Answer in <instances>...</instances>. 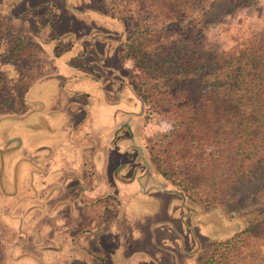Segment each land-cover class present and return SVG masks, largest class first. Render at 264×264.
Returning a JSON list of instances; mask_svg holds the SVG:
<instances>
[{
  "label": "rangeland",
  "instance_id": "rangeland-1",
  "mask_svg": "<svg viewBox=\"0 0 264 264\" xmlns=\"http://www.w3.org/2000/svg\"><path fill=\"white\" fill-rule=\"evenodd\" d=\"M22 3L0 0V111L9 114L12 96H21L18 80L33 78L25 95L29 110L0 121V264H164L156 262L162 252L154 240L167 247L183 241L187 251L171 256L203 264L212 242L243 237L254 219L264 225V188L228 212L197 197L185 202L153 171L145 144L152 136L159 141L171 123L145 113L137 89L145 77L135 83L125 68L134 75L135 67L124 60L131 42L153 49L183 36L196 43L197 34L206 47L236 54L244 40L264 34V0L229 7L223 0H191L175 9L171 2L148 12L141 0H28L24 9ZM36 5L45 9L25 17ZM197 17L203 18L198 33ZM36 31L42 42L51 38L60 51L68 48L67 57L82 44L85 56L69 67L36 44ZM22 140L30 151L21 152ZM208 151L215 153L212 145ZM70 171L93 184L84 208L74 201L78 192L64 187L60 175ZM184 171L197 178V165ZM259 247L257 263L264 264L262 239Z\"/></svg>",
  "mask_w": 264,
  "mask_h": 264
},
{
  "label": "trees",
  "instance_id": "trees-1",
  "mask_svg": "<svg viewBox=\"0 0 264 264\" xmlns=\"http://www.w3.org/2000/svg\"><path fill=\"white\" fill-rule=\"evenodd\" d=\"M190 1L141 0V4L148 12L153 4L171 7L173 2L171 9H175ZM223 1L229 7L249 0ZM202 19L197 17L192 26L197 24V33ZM113 20L126 21L124 17ZM186 38L165 41L153 49L141 41L131 42V51L124 56L125 62L135 67L134 75L125 67L135 83L145 77L136 84L145 113L171 123L157 136L159 141L155 136L148 140L145 151L151 156L153 171L185 202L197 197L207 207L220 204L228 212H237L242 207L240 198L264 188V34L244 40L236 54L206 47L198 34L196 43ZM29 69L32 73L34 67ZM2 80L0 74V84ZM32 80L29 77L24 84L18 80L21 96H12V110L9 114L0 111V121L27 111L24 95ZM211 145L215 153L208 151ZM196 165L197 178L184 171V167ZM261 239L264 241V225L258 219L251 220L243 237L212 242L213 248L202 262L258 264ZM0 243L1 247V239Z\"/></svg>",
  "mask_w": 264,
  "mask_h": 264
},
{
  "label": "crops",
  "instance_id": "crops-1",
  "mask_svg": "<svg viewBox=\"0 0 264 264\" xmlns=\"http://www.w3.org/2000/svg\"><path fill=\"white\" fill-rule=\"evenodd\" d=\"M22 2V0H15V5L16 4H19V3H21ZM24 3L26 4V3H28V0H24ZM24 3H22L21 5H23V9H24ZM39 6V7H38ZM35 8V11H33V12H30V11H28V14L29 15H25L24 14V16L25 17H29L30 16V14H33V15H36L37 13V11L36 10H38L39 8H41V9H45L43 6H41V5H36V6H34L32 9H34ZM51 9V8H50ZM54 12L55 13H58L57 12V10L56 9H54ZM53 11L51 12L52 14L54 13ZM50 12H45L44 13V16H42V20H44L45 22H47V21H49V17H48V14H49ZM63 13H65V12H63ZM62 14V13H61ZM55 15V14H54ZM62 16V15H61ZM106 16V15H105ZM33 23V19L30 17L29 18V20H28V27H31L32 25V23ZM34 23H36V25L39 23L38 21H35ZM50 23V22H49ZM40 27V26H39ZM39 27H35L36 29H39ZM45 27V26H44ZM43 27V28H44ZM33 28V27H32ZM43 32V31H42ZM36 33H37V45L38 46H40L41 47V49L42 48H48L49 49V51L51 50V56H52V58H63V60H64V62H65V64H67V65H69V67H71V64H72V61L74 60V57L75 58H77L76 56H79L80 58H82L83 59V57L85 56L84 54H85V46L83 47L82 46V44H80L79 43V45H80V47L79 46H77V45H73V46H71L70 47V49H71V52L72 51H74V53H73V57L72 56H69V57H67V55L65 54V53H63V52H65V51H68L69 49L68 48H66V49H64V50H62V51H60V48H59V41H57V42H55V41H53L51 38H49V39H44V42H42V40H40V38H39V34H41V32H39L38 33V31H36ZM35 44V45H36ZM56 48H58L57 50L59 51V53H57L58 51L56 50ZM56 51V52H55ZM58 55V56H57ZM118 55V54H117ZM78 57V58H79ZM68 58H70V60H68ZM117 58H118V56H117ZM44 64V67H46L47 66V63H46V61H45V63H43ZM74 78H75V75H72ZM76 77H79V76H77L76 75ZM70 78H68V80H69ZM29 87H30V85H29ZM72 91H73V94H75L77 91H75V90H70V91H68V93H72ZM27 93V92H26ZM26 93H25V95H26ZM72 94V95H73ZM78 94V93H77ZM25 95H24V100H25ZM71 101V100H70ZM85 102H87V101H85ZM84 102V103H85ZM26 105V104H25ZM89 107V106H88ZM27 108V107H26ZM27 110H29V109H27ZM27 112V111H26ZM20 117V116H19ZM20 148H21V152L24 150V149H27L26 147H24V145H23V140L21 141V143H20ZM37 149V148H36ZM28 150L30 151V148H28ZM74 173L75 172H72V171H70V172H63L60 176H61V178L62 179H64V181H65V183H64V187H65V189L66 190H69V189H71V190H73L74 192H78V194L76 195L77 197L75 198V203L76 202H78V207H80V208H84V207H86V206H88L89 204H90V201H89V199H87V198H85V196H84V194H85V191H87V192H93V184L92 183H90V181L88 182V181H86L85 180V177L84 178H81L80 176H75L74 175ZM15 174V176H14V180L15 181H17V179L19 178V175H18V173H14ZM46 173H44L43 172V168H41V173H40V176L42 177L43 175H45ZM71 175H73V176H75V177H71ZM40 176H37V177H40ZM46 176H49V175H46ZM66 177H68V178H66ZM43 178V177H42ZM14 182V181H13ZM12 182V183H13ZM42 190H41V192H39L38 190H37V192H35V196L37 197V195H39V193L42 195ZM46 198H48L49 196H45ZM46 198H42L41 196L39 197V200H42V201H44V200H46ZM78 198V199H77ZM77 199V200H76ZM35 212L37 213V211L35 210ZM154 233V232H153ZM162 233V232H161ZM165 233V232H164ZM164 233H162L163 234V238L164 237H166V235L164 234ZM172 236H174V232H172L170 235H169V237H171L172 238ZM69 242L71 241L72 242V240L70 239V240H68ZM154 242H156L157 243V245H158V248L161 250V252H162V256H161V259H160V261L158 260L157 261V259H156V262H164V264H182L183 263V261L181 260V258L180 259H177L176 258V256H174V257H172L171 255L172 254H175V255H180L183 251H187V245H186V243H183L182 244V242L183 241H181L180 243H176V242H174L173 240H171V247H167V246H165V245H161V243H160V240L158 241H156V240H154ZM6 248V247H5ZM197 254V253H196ZM184 264H187V263H184Z\"/></svg>",
  "mask_w": 264,
  "mask_h": 264
}]
</instances>
